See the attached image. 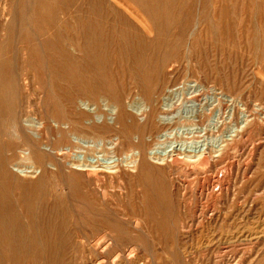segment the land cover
Returning <instances> with one entry per match:
<instances>
[{
    "label": "rangeland",
    "instance_id": "374dc122",
    "mask_svg": "<svg viewBox=\"0 0 264 264\" xmlns=\"http://www.w3.org/2000/svg\"><path fill=\"white\" fill-rule=\"evenodd\" d=\"M0 79V264H264V0H0Z\"/></svg>",
    "mask_w": 264,
    "mask_h": 264
},
{
    "label": "bare ground",
    "instance_id": "6f19581e",
    "mask_svg": "<svg viewBox=\"0 0 264 264\" xmlns=\"http://www.w3.org/2000/svg\"><path fill=\"white\" fill-rule=\"evenodd\" d=\"M42 5V4H41ZM10 9V8H9ZM9 13V12H8ZM13 14V13H12ZM41 14V13H40ZM43 14V13H42ZM11 15V14H10ZM9 15V16H10ZM7 17V16H6ZM8 18V17H7ZM8 20V19H7ZM6 20V21H7ZM10 20V19H9ZM11 78V77H10ZM1 80V79H0ZM19 80V79H18ZM9 81H10V79H9ZM19 82H20V80H19ZM27 82V81H26ZM40 82H41V84H43L42 83V81L40 80ZM0 84H2V83H0ZM12 84V83H11ZM28 84V83H27ZM8 85V84H7ZM8 87H9V85H8ZM2 91V90H1ZM1 93V92H0ZM3 93V92H2ZM1 95H3V94H1ZM6 95V94H5ZM5 95H3L4 97H6ZM9 101V100H8ZM12 101H10V103H11ZM7 103V102H6ZM9 103V102H8ZM9 103V104H10ZM78 105H79V107L81 108V109H85L87 112H89L90 114L92 113L93 115H94V117H99V114L97 113L98 111L96 110V108H95V106H94V104L90 101V98H87V97H80L79 99H78ZM114 108H115V106H114V104H113V108H112V110H114ZM165 116V115H164ZM93 117V116H92ZM101 117V116H100ZM99 117V118H100ZM162 117V116H161ZM91 118V117H90ZM172 118V117H171ZM92 119V118H91ZM166 119V118H165ZM164 121V120H163ZM162 121V122H163ZM169 121V120H168ZM87 123H89V121H87ZM165 123V122H164ZM23 125H27L28 126V129L27 128H25V130H26V133H28V132H30V133H32V134H34V135H39V132L37 131V129H35V128H33V127H36V128H38V129H43L44 128V124H43V122H38V124H33V123H29V122H25V123H23ZM54 125H58V124H54ZM67 127V126H66ZM193 127V126H192ZM191 128V127H190ZM184 129V128H183ZM198 129V128H197ZM201 129V128H200ZM205 129V128H204ZM196 131V130H195ZM198 131H200V130H198ZM202 131V130H201ZM200 131V132H201ZM197 132V131H196ZM72 136V135H71ZM169 136V135H168ZM157 137V136H156ZM237 138V137H236ZM74 139H75V142L76 143H83V142H85V140H83L82 139V137H79V136H74ZM230 141V140H229ZM99 142V141H98ZM230 142H232V141H230ZM103 143V142H102ZM179 143V142H178ZM94 145V144H93ZM97 145V144H96ZM100 145V144H99ZM78 147V146H77ZM166 147V146H165ZM223 147V146H222ZM139 148V147H138ZM65 149H70V146L69 147H67V148H65ZM210 149V148H209ZM208 149V150H209ZM220 149V148H219ZM222 149H225V148H222ZM140 150L142 151V149L140 148ZM211 150V149H210ZM209 150V151H210ZM224 151V150H223ZM139 152V151H138ZM170 152V151H169ZM202 152V151H201ZM133 153V152H132ZM140 153V152H139ZM143 153H146L144 150L142 151V153L141 154H143ZM154 153V152H153ZM205 152L203 151L202 153H200V156L202 155V154H204ZM138 154V153H137ZM180 154V153H179ZM144 155V154H143ZM193 155H195L196 156V154H193ZM117 156V155H116ZM145 156V155H144ZM152 156V155H151ZM177 156V155H176ZM215 156V155H214ZM138 157V156H137ZM180 157V156H179ZM206 157V156H205ZM204 157V158H205ZM88 158V157H87ZM145 158H146V156H145ZM154 158V157H153ZM213 158V157H212ZM216 158V157H215ZM117 159V158H116ZM166 159H167V157H166ZM93 160V159H92ZM113 160L114 159H112L111 161L113 162ZM119 160V159H118ZM154 160V159H153ZM203 160V159H202ZM206 160V159H205ZM90 161V160H89ZM115 161V160H114ZM140 161V160H139ZM139 161H138V163H139ZM93 162V161H92ZM136 162H137V160H136ZM154 163V162H153ZM172 163H173V161H172ZM70 164V163H69ZM77 164V163H76ZM75 165V164H74ZM122 165H123V163H122ZM173 165V164H172ZM97 166H99V165H97ZM112 166V165H111ZM114 166H116V165H114ZM125 166V165H124ZM28 167V166H27ZM32 167H34V166H32ZM127 167H128V165H127ZM37 168V167H36ZM75 168V167H74ZM185 168V167H184ZM17 169V168H16ZM15 169V170H16ZM41 169V168H40ZM79 169V168H78ZM115 169V168H114ZM129 169V168H128ZM188 169V168H187ZM27 171H29L28 169H26ZM113 170V169H112ZM173 170H174V168H173ZM17 171V170H16ZM24 171V170H23ZM122 171V170H121ZM79 172V171H78ZM37 173H39V170H38V172ZM99 173V172H98ZM105 173H107V172H105ZM114 175V174H113ZM173 182V181H172ZM102 184H103V182H102ZM96 185V184H95ZM106 186V185H105ZM107 187V186H106ZM98 188H102V187H98ZM176 188V187H175ZM107 189V188H106ZM98 190V189H97ZM109 191V190H108ZM108 198V197H107ZM105 200V199H104ZM219 200V199H218ZM185 206V205H184ZM218 213V212H217ZM216 214V213H215ZM218 215V214H217ZM252 215V214H251ZM199 217V216H198ZM237 217V216H236ZM235 217V218H236ZM262 217V216H261ZM260 216H246V217H244V219H243V221L241 220V222H240V220H238V222H233V223H230L228 226H227V229H225L226 230V232H225V234L224 235H221V233H220V231H219V235H220V237H221V239L223 238H225V239H234L235 240V238L236 239H239L240 240V238H244V239H249L250 237H252V236H255L257 239H258V236H261L262 235V237H263V234H264V219L263 218H261ZM210 218V217H209ZM219 218H220V216H219ZM234 218V219H235ZM233 219V220H234ZM237 219V218H236ZM210 220H211V218H210ZM209 220V221H210ZM218 220H216V218H213L212 217V220H211V223H215V222H217ZM232 222V221H231ZM209 223V222H208ZM212 224V225H213ZM203 225V224H202ZM209 227H210V224L208 225ZM213 228V227H212ZM142 230V229H141ZM222 230H224V229H222ZM208 231V230H207ZM212 231V230H211ZM213 232H214V230H213ZM221 232H223V231H221ZM223 232V233H224ZM203 233V232H202ZM208 233V232H207ZM210 233V232H209ZM212 235V234H211ZM217 235V234H216ZM215 237V236H214ZM262 237L260 238V239H262ZM217 239H219L218 238V236H217ZM224 239V240H225ZM209 240V239H208ZM220 240V239H219ZM210 241V240H209ZM220 241H222V240H220ZM226 241V240H225ZM233 241V240H232ZM242 241V240H241ZM245 241V240H244ZM263 241V240H262ZM212 242V241H211ZM208 243H210V242H208ZM207 243V244H208ZM263 244V243H262ZM182 245V244H181ZM187 247V246H186ZM184 247H182V249H183ZM189 248V247H188ZM188 248H184V250H182L184 253H186V252H189L188 251ZM191 250V249H190ZM190 252H192V251H190ZM190 255H191V253H189ZM186 256V255H185ZM189 256V255H188ZM188 258V257H187ZM189 258H190V256H189ZM186 259V258H185ZM123 260V259H122ZM186 260H188V259H186ZM198 260V259H197ZM196 261V260H195ZM119 264L121 263V262H118ZM125 263V262H124ZM125 264H127V262L125 263Z\"/></svg>",
    "mask_w": 264,
    "mask_h": 264
}]
</instances>
